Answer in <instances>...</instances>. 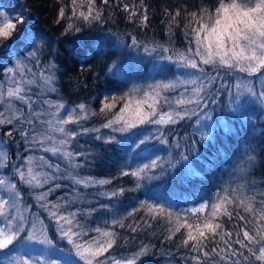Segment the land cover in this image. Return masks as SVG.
Segmentation results:
<instances>
[{
  "label": "trees",
  "instance_id": "16d2710c",
  "mask_svg": "<svg viewBox=\"0 0 264 264\" xmlns=\"http://www.w3.org/2000/svg\"><path fill=\"white\" fill-rule=\"evenodd\" d=\"M0 1L14 15L0 34V88L14 57L25 68L14 73L18 94L0 96V140L4 170L30 208L26 233L37 220L72 251L58 232L57 216L69 215L82 239L105 229L106 255L133 264H264V103L238 104V70L198 55L204 31L243 0ZM21 45L31 54H11ZM192 55L206 82L191 112L134 152V138L107 136L148 88L157 109L177 107L166 83ZM58 104L84 115L62 123ZM207 112L213 129L199 134ZM155 151L159 159L136 170ZM7 198L0 189V245L13 233L1 218Z\"/></svg>",
  "mask_w": 264,
  "mask_h": 264
},
{
  "label": "rangeland",
  "instance_id": "374dc122",
  "mask_svg": "<svg viewBox=\"0 0 264 264\" xmlns=\"http://www.w3.org/2000/svg\"><path fill=\"white\" fill-rule=\"evenodd\" d=\"M14 15L0 1V34H6ZM198 54L205 63L232 67L238 70L235 75L234 95L238 104L243 98L257 103V97L264 103V0L234 1L222 10L215 24L204 31ZM21 53L31 54L32 47L21 45ZM175 76L168 80L173 91V100L177 107L166 110L157 109V98L152 93L155 88H148L145 94L134 96L131 104L108 126L107 136L118 138L120 134L134 138L133 150L141 147L148 139L158 133L164 126L178 122L195 107L203 96L205 74L201 71L198 57L192 55L186 63L176 66ZM25 70L19 57H14L13 63L7 68V74L1 83L0 96L18 94L19 80L14 76L16 71ZM156 94V93H154ZM157 95V94H156ZM255 98L254 100H252ZM55 110L62 123L81 118L83 108L59 105ZM5 113V109H1ZM14 117H17L14 116ZM150 126H145L146 123ZM211 113L201 115L195 125V131L204 134L213 129ZM66 135H69L67 133ZM158 145L154 147L157 148ZM153 148V147H152ZM159 153H149L147 158L139 163L138 168H144L159 159ZM8 152L0 140V189L9 194L3 204L1 218L13 231L11 237L5 238L0 245V264H133L135 256L124 259L106 255L110 241L106 239L105 229L98 237L82 239L80 232L72 227L73 219L69 215L57 216L58 232L65 236L71 234L73 251L65 250L54 242L48 241L41 226L35 220L27 231L29 207L23 206L18 190L6 174ZM88 185L96 184L97 180L85 179ZM214 198L218 200L220 193ZM213 206V204H212Z\"/></svg>",
  "mask_w": 264,
  "mask_h": 264
}]
</instances>
